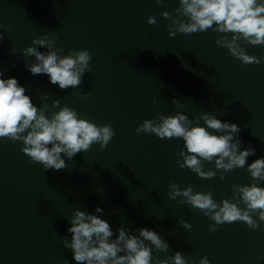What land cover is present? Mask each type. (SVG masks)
<instances>
[{
    "label": "water",
    "instance_id": "obj_1",
    "mask_svg": "<svg viewBox=\"0 0 264 264\" xmlns=\"http://www.w3.org/2000/svg\"><path fill=\"white\" fill-rule=\"evenodd\" d=\"M178 6V0H0L5 76H15L39 106L51 104L42 97L48 92L61 106L97 124L111 123L115 130L106 148L93 144L59 171L31 162L20 150L22 142L0 139V264L63 259L76 264L63 244L68 218L76 208L92 212L97 206L113 229L156 230L171 246L167 253H154L161 258L179 250L189 264L205 255L211 264H264V223L253 230L236 221L209 233L214 221L168 196L175 182L211 190L219 202L233 197V185L252 183L248 172L237 168L221 181L223 170H216L215 177L200 178L179 167L182 139L135 131L138 122L160 114L179 110L193 118L209 112L238 124L243 146L255 148L249 162L264 156V60L241 63L216 44L211 29L169 36L171 18L162 12L176 16ZM150 15L156 17L151 25ZM44 33L56 38L62 54L91 53L90 71L79 87L61 90L46 75L25 69L34 58L25 57L23 49ZM242 46L250 55H264V45ZM208 168L214 169V162L206 163Z\"/></svg>",
    "mask_w": 264,
    "mask_h": 264
},
{
    "label": "clouds",
    "instance_id": "obj_2",
    "mask_svg": "<svg viewBox=\"0 0 264 264\" xmlns=\"http://www.w3.org/2000/svg\"><path fill=\"white\" fill-rule=\"evenodd\" d=\"M156 3L162 4L163 0ZM178 5L173 9L176 16L162 12L164 18H171L169 36L211 29L217 33L216 44L226 48L241 63L260 64L264 60V55H250L242 46L264 45V0H178ZM147 22L156 23V17L150 15ZM4 39V32H0V42ZM62 52V48L56 47V38H50L48 33L34 37L32 45L23 49L25 57L34 58L25 63V69L33 76L46 75L48 82L61 90L77 88L90 71L91 53L87 49ZM6 72L7 69H0V139L22 142L20 150L31 162L42 165L44 171L65 169L66 161L78 153L88 151L93 144L104 149L113 139L115 130L111 123L97 124L81 116L75 108L61 106L60 100L48 92H43L42 97L45 101L51 100V104L39 106L27 94L25 86L15 76H5ZM80 95L86 97L88 93ZM172 104L179 109L177 99L173 98ZM135 131L155 134L160 139H182L179 167L189 169L200 178L211 179L216 176V170H223L219 176L221 181L225 179L224 173L237 168L248 172L252 183L233 185V197L219 202L211 190L198 191L192 185L182 188L175 182L170 184L168 196L172 200L179 197V204H187L214 221L209 233L225 223L243 221L253 230L264 223V186L257 183L264 181V156L249 162L255 148L243 146L238 124L209 112L189 118L177 110L174 115L160 114L144 119L138 122ZM213 162L215 170H205L206 163ZM103 214L100 206L92 212L76 208L68 218L63 244L72 252L76 264H189L179 250L163 258L154 255L167 253L171 246L153 228L145 226L133 231L121 225L113 229L109 220L102 218ZM179 223L185 228L191 227L183 219ZM58 264H70V261L63 259ZM191 264H211V261L205 255Z\"/></svg>",
    "mask_w": 264,
    "mask_h": 264
}]
</instances>
